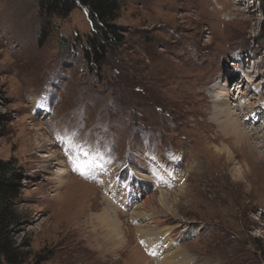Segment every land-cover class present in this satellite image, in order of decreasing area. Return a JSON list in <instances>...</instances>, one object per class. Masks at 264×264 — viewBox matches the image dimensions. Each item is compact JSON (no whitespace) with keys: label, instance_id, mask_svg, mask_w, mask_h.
<instances>
[{"label":"rangeland","instance_id":"1","mask_svg":"<svg viewBox=\"0 0 264 264\" xmlns=\"http://www.w3.org/2000/svg\"><path fill=\"white\" fill-rule=\"evenodd\" d=\"M241 2L120 0L122 42L97 64L82 47L95 32L86 7L48 21L39 0H0V158L23 174L19 264H264V109L256 148L211 119L224 67L264 64V0ZM155 193L163 219L147 230L131 213ZM162 226L166 244L153 239Z\"/></svg>","mask_w":264,"mask_h":264},{"label":"bare ground","instance_id":"2","mask_svg":"<svg viewBox=\"0 0 264 264\" xmlns=\"http://www.w3.org/2000/svg\"><path fill=\"white\" fill-rule=\"evenodd\" d=\"M241 1L242 0H239L240 4L243 3ZM256 2L257 1L253 2L254 6H257ZM234 58H235L234 61H231L230 63H228V66L224 67L225 68L224 77L221 80H223V82H225V81L226 82L224 84H222L223 83L222 82L219 86H214V88H212V90H211V93L214 96V99H213L212 102L214 103V107H215V112L211 114V119L220 128L219 130L222 131L223 134H225L226 138H230L232 136H235L236 137V143H238V145H243V143H244V144H246V145H248L250 147L256 148L253 145V143H254L253 140L255 138L257 139V137H259V134H258L259 131H262L264 129V125H263L262 130H260L259 129L260 127L256 124L257 121L260 120L261 115H262V114H260L259 115L260 118H259V117H257L258 113L262 112V110H258V113L255 114L256 117H254V118L252 117V114L255 113L258 108L262 109V107H263V109H264V102L262 103V106H261L260 104H257L258 101L257 102L255 101V99L256 98L258 99L260 94H262V90L264 88V81L261 80V78H264V67H263L264 64L260 65L259 64L260 61H257V62L253 63L254 66L249 68L248 64L250 63V61L246 57H244L242 59H238V57L235 56ZM229 64H234L233 68L229 67ZM245 67L248 68L247 69L248 70L247 74H245L243 72V70L239 71V69H244L245 70ZM231 71H233V73ZM236 80H237V82H236L237 84H235V87L238 85V88H239L238 89L239 97H237L238 102L236 101L237 99H235V97L237 96L236 95L237 93L232 91V89H231L232 86H233L232 83L235 82ZM250 82L254 83L255 86H254V88L252 87V89H251L252 92L247 94V92L245 91V88L248 87L249 85H251ZM230 83H231V85H230ZM234 89L237 90L236 88H234ZM242 95H245V97H243V99L240 98ZM259 102H261V100ZM32 103L35 104V102H33V101H32ZM256 106H258V107H256ZM254 107L256 108L255 111H254ZM240 113H243V114L240 115ZM39 138H41V136H39ZM51 143L52 142H50V144ZM260 144H261L260 146L262 148H264V135H263V141L260 142ZM260 146L258 145V147H260ZM254 152H255V150H254ZM261 156L263 157V155H261ZM43 157L46 159L45 161L47 162L51 158H55L56 156H55V154L52 151H50L49 154H47V155H45ZM59 163L60 164H64V163H62V161H60ZM63 167H64V165H63ZM63 173H66V171L59 170L60 176ZM84 174H85V172H84ZM136 174L139 175V176L142 175L141 172H136ZM79 178H82V177H79ZM103 178H105V177H103ZM70 181L73 182L74 185L77 184V185H79L81 187V189H83L84 192H83V194H81L82 196L81 195L80 196L82 197V199L85 198V196L87 195L86 192H88V190H89V189L86 188L87 185L84 187L83 184H80L77 181L76 182L73 181V180H70ZM84 181H86V180H84ZM80 182H83V181H80ZM105 182L108 183L107 181H105ZM118 182L110 183L107 188L110 189L113 193L116 192L117 189H119V187H120ZM128 187H129V185H128ZM85 188H86V191L84 190ZM121 188L122 187H120V189ZM76 193L79 194V191H76ZM81 193H82V191H81ZM84 193H86V194H84ZM138 193L139 192L137 191L136 193H129V195H126V196L124 195L123 196L124 197V201L129 203V204H133V201L130 203L129 200L130 199L133 200L134 196H137ZM160 194H162V193H160ZM102 197L104 198L103 195H102ZM109 198H110V200H115L113 198V196L109 197ZM106 201H108V200H106ZM164 202H165V200L162 198L161 195H158V194L152 195L149 198L146 197L144 200L141 201V203H142L141 205H142V207L144 209H142L140 207V205L136 206L135 210L132 211V213H131L132 214L131 217H132V219L139 220L140 226H144L145 228H147V230L150 229V226L153 228V230L156 229V227L152 226V223H151L152 220H150L148 218V216L149 217H153V218H157L158 220H154V222L157 224V229L161 228V226L159 225L160 224L159 220L163 219V216L161 217L162 214L160 212L156 211V210H162V208L164 206ZM112 203H113V201H112ZM147 211L149 213H147ZM144 217H145V219H143ZM113 223H115L114 220H113ZM170 230L173 232V228L172 227L171 228L163 227L162 230L160 229V231H155L157 236H156V238H153V239L155 240V242H160V243L164 240V242L166 244L167 243V238L170 235ZM148 234L149 235L146 234V235L142 236L143 239H146L148 241L152 240L151 238H149V236H151V231H149ZM157 238H159L160 241H157ZM147 243L149 245V242H147ZM174 255H177V253L174 252ZM169 257H163V259L161 258V260L163 261V264H168V263L176 264L175 263V259H173L174 257H172V258L171 257L169 258ZM183 262H184V260H183Z\"/></svg>","mask_w":264,"mask_h":264},{"label":"trees","instance_id":"3","mask_svg":"<svg viewBox=\"0 0 264 264\" xmlns=\"http://www.w3.org/2000/svg\"><path fill=\"white\" fill-rule=\"evenodd\" d=\"M41 14L46 20L66 19L76 8L86 7L94 23L95 32L82 46L85 56L93 57L101 64L110 47L122 42L116 27L121 11L120 0H39ZM260 4V3H259ZM264 11V4L261 9ZM21 173L17 172L12 161L0 158V257L9 264H19L21 252L12 240V227L19 224L22 212L18 209L21 196Z\"/></svg>","mask_w":264,"mask_h":264},{"label":"snow or ice","instance_id":"4","mask_svg":"<svg viewBox=\"0 0 264 264\" xmlns=\"http://www.w3.org/2000/svg\"><path fill=\"white\" fill-rule=\"evenodd\" d=\"M77 147H79V144H78V143H77ZM81 151H83V149H82V148H81ZM83 154H84L85 156H87V155H88V153H87L86 151H85V152H83ZM75 170H77V171H80L82 175L84 174V169H83V166H82V165H80V164H76ZM142 243H143V241H142ZM153 254H154V253H153Z\"/></svg>","mask_w":264,"mask_h":264},{"label":"clouds","instance_id":"5","mask_svg":"<svg viewBox=\"0 0 264 264\" xmlns=\"http://www.w3.org/2000/svg\"><path fill=\"white\" fill-rule=\"evenodd\" d=\"M257 2H259V1H257ZM260 5V4H259Z\"/></svg>","mask_w":264,"mask_h":264}]
</instances>
